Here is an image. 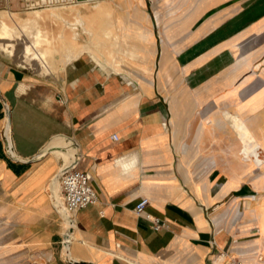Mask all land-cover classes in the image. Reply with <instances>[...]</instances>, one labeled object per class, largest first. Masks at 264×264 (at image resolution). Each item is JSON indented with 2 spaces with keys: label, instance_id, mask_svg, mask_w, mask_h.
<instances>
[{
  "label": "crops",
  "instance_id": "1",
  "mask_svg": "<svg viewBox=\"0 0 264 264\" xmlns=\"http://www.w3.org/2000/svg\"><path fill=\"white\" fill-rule=\"evenodd\" d=\"M3 2L0 33L45 12L56 65L64 24L85 22L51 72L0 36L4 264H264V0ZM56 138L99 198L73 213L68 247L52 192L65 159L42 155ZM143 197L161 229L135 212Z\"/></svg>",
  "mask_w": 264,
  "mask_h": 264
},
{
  "label": "bare ground",
  "instance_id": "2",
  "mask_svg": "<svg viewBox=\"0 0 264 264\" xmlns=\"http://www.w3.org/2000/svg\"><path fill=\"white\" fill-rule=\"evenodd\" d=\"M53 16L58 20H61L62 22H66L61 13L54 12ZM1 25H2V32L0 33V36L10 38L8 43L3 47L10 53H13L12 48L14 46V43L12 41L17 37L16 35L18 34V30L17 28L11 26L4 17L2 18ZM67 26L70 27L73 31L72 37L69 39L65 31H63L62 34L59 36V38L62 40V44L64 45L63 47L64 50L61 61L56 65L51 62V58H50V55L53 50L49 48L42 50L43 43L45 42L47 44H50V41L46 37H43L38 21L36 19H29L23 22L22 25L20 26V29H22L24 32H27L28 29H36L35 34H33L32 32V36L34 38L33 42H31L26 47V56H32L33 58L38 59L47 72L53 71L54 68L58 69L61 64L69 62L72 59L76 58L80 54V50L77 51L75 46L76 41L79 38V33L77 31V28L82 27L83 29H85V22L82 18H79L74 23L68 22ZM54 145L55 147L54 149H52L50 153L54 154L56 157H64L65 165L70 164L72 160V156L74 154V150L69 147L65 148V146H67V142H65L63 139L56 138L55 140H53L44 149L43 155H46L50 147ZM52 189L57 198L56 203L58 205H61L62 204L60 200V193L62 190L61 181L57 179L55 180L53 179Z\"/></svg>",
  "mask_w": 264,
  "mask_h": 264
},
{
  "label": "built area",
  "instance_id": "3",
  "mask_svg": "<svg viewBox=\"0 0 264 264\" xmlns=\"http://www.w3.org/2000/svg\"><path fill=\"white\" fill-rule=\"evenodd\" d=\"M115 139H118L114 135ZM62 186V198L66 210L73 215L74 212L86 208L89 205H94L99 202L98 194L92 184L91 175L87 172L78 170L76 167L67 171L61 178ZM149 204V200L143 197L136 205L135 212L138 215H145L148 219H152V216L146 212V207ZM103 213V212H101ZM155 229L159 230L166 225L159 218H153ZM222 258L228 256L227 253L221 254ZM44 264V263H33ZM227 264H259L250 263L241 258H230Z\"/></svg>",
  "mask_w": 264,
  "mask_h": 264
},
{
  "label": "rangeland",
  "instance_id": "4",
  "mask_svg": "<svg viewBox=\"0 0 264 264\" xmlns=\"http://www.w3.org/2000/svg\"><path fill=\"white\" fill-rule=\"evenodd\" d=\"M73 10H74V8H73ZM0 11H4V10H0ZM49 11H52L53 13L56 12V13H62V14H63V12H62L61 10H59L58 8L53 9V10H49ZM5 12H6V11H5ZM43 13H45V12H41V14L43 15V19H44L45 16H44ZM46 15H47V14H46ZM16 16H17V19H16V20H9V24H10L11 26H13V27H19V26H21L22 23L25 22L27 19L34 18L35 13H30V16H29L28 18H25V19L21 18V17L18 16L17 14H16ZM48 17H51V16L48 14ZM52 18H53L55 21H61V20H58V19H56V18H54V17H52ZM43 19H41V20L39 21V26L42 27V29L44 30V27H43V24H42V20H43ZM69 22H71V21L69 20ZM74 22H75V21H72L71 23H74ZM65 28L70 29L68 33H70V34H71V37H72V33H73L72 29L64 24V28H63V29H65ZM0 30H1V28H0ZM65 30H66V29H65ZM66 31H67V30H66ZM78 33H79V35H80L79 30H78ZM16 36H17L16 39H15V50H16V52L18 51V43H19V45H22V48H23L22 52H23V51L26 50V47H27L31 42H33V40H34L33 36L30 37L29 35H27V32H24L22 29H18V34H17ZM49 36L52 37V39H53V44L56 45V47L59 49L61 43H60V40H59L58 36H55V35L52 34L51 32H50V35H49ZM71 37L68 36L69 39H70ZM6 40H7V39H1V40H0V48H1V43L6 42ZM37 61L39 62L38 59H37ZM1 246H2V245H0V249H1ZM6 260H7V258L2 259V256L0 255V264L7 263ZM33 263H44V261H42L41 259H35V260H31V261L28 262V263H27V261H21V262H20V264H33Z\"/></svg>",
  "mask_w": 264,
  "mask_h": 264
},
{
  "label": "water",
  "instance_id": "5",
  "mask_svg": "<svg viewBox=\"0 0 264 264\" xmlns=\"http://www.w3.org/2000/svg\"><path fill=\"white\" fill-rule=\"evenodd\" d=\"M79 1H82V0H79ZM4 6V2L3 0H0V7ZM55 145L54 146H51L50 149L47 151V154L50 153L52 151V149H54ZM8 149H9V152L10 154L14 157V151H13V147L11 145L10 142H8ZM44 151V150H43ZM44 153L42 152V155ZM76 162H77V159L76 158H73L70 162V164L68 165H63L62 168L60 169L59 173L56 175V177L54 178L61 181V178L63 177V175L69 171L70 169L74 168L75 165H76ZM53 192V199H54V202H55V207L56 209L58 210V212L64 217L66 223L68 224L67 225V234L65 236V247H68L69 245V242H70V233H71V229L74 225V220H73V216L66 210L65 206H64V202H63V198H62V193H60V200L62 202L61 205H58L56 203L57 201V198L55 196V193L54 191L52 190ZM64 208V209H63ZM84 264V263H82Z\"/></svg>",
  "mask_w": 264,
  "mask_h": 264
}]
</instances>
